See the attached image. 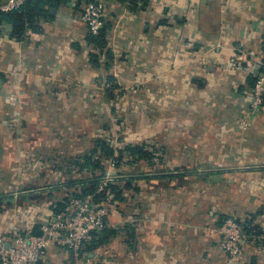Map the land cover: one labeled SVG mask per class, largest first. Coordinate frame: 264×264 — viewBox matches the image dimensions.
<instances>
[{"label": "crops", "instance_id": "1", "mask_svg": "<svg viewBox=\"0 0 264 264\" xmlns=\"http://www.w3.org/2000/svg\"><path fill=\"white\" fill-rule=\"evenodd\" d=\"M83 2L46 5L21 39L0 22V242L56 219L54 203L78 189L69 161L111 127L116 142L159 151L125 172L126 200L106 220L133 222V239L113 235L82 260L54 246L47 264H264V104L249 110L264 0H111L104 50L88 40ZM226 215L254 216L261 231L233 262L216 231Z\"/></svg>", "mask_w": 264, "mask_h": 264}, {"label": "trees", "instance_id": "2", "mask_svg": "<svg viewBox=\"0 0 264 264\" xmlns=\"http://www.w3.org/2000/svg\"><path fill=\"white\" fill-rule=\"evenodd\" d=\"M67 1L68 0H27L22 8L18 10L0 12V22L10 23L13 28L12 36L14 38L21 39L23 38L26 28L36 27L38 21L37 19L48 12V10L45 9L46 5H57L58 3ZM79 1L83 2L84 0ZM120 1L129 2L135 5L142 0ZM111 28V24L105 22L98 34H88L89 42L99 50H104V48L108 45V36ZM91 55L93 60L98 56V54L93 53ZM261 71L263 72L264 69L262 68ZM257 77L258 76H256L252 81L253 87ZM110 80H113L111 76L109 77V81ZM118 88L120 87L117 84H113L112 88L108 87L111 97L115 96L114 94ZM119 93H121V91H119ZM104 130L105 131L101 134V136H98L94 140V147L89 152L80 156L72 157V160L69 161V165L71 167L68 170L72 171L75 169V175H77V177L73 178V180L69 183L78 189L76 191L74 190L69 192L67 196L62 197L61 200L54 203L55 208L53 213L55 216L69 217V215L75 211V209L72 208L73 202L75 200L85 201L88 198L97 204L107 205L109 215V212H111L114 204H120L126 200V190L129 184H131V180L133 178V176H129L130 174L127 176V173H125L127 171H124L122 174L120 170L126 166H151L154 165V163H156L155 161L160 158L158 149L152 144L116 143L112 128L106 127ZM111 165L120 171V176L115 179H108L106 175L107 170ZM227 218H234L242 225L244 234L248 237V241H257L259 239L261 231L255 223L254 216L248 218L247 220H242L241 218H237L233 215L222 216L218 227H220ZM133 226L134 224L131 222L130 224H126L122 229H116L111 228L106 221V225L102 229L92 230L88 237L82 241V246L79 251V259L82 260L83 258H88L90 253L97 251L101 246L110 240V237L118 233L126 234L128 232L127 234H129L130 237L132 236L133 239ZM31 232L34 231L31 230ZM243 245L244 244L241 246V252L243 250ZM65 248L71 251L73 256L77 258L70 248ZM0 264H2L1 253Z\"/></svg>", "mask_w": 264, "mask_h": 264}, {"label": "built area", "instance_id": "3", "mask_svg": "<svg viewBox=\"0 0 264 264\" xmlns=\"http://www.w3.org/2000/svg\"><path fill=\"white\" fill-rule=\"evenodd\" d=\"M27 0H0V12H9L22 8ZM111 0H84L81 7V18L89 33L98 34L105 24V11ZM129 4V2H124ZM250 102V111L260 109L264 104V71L257 75ZM243 121V124H246ZM74 213L69 217L57 216L55 220L41 225V234L29 229L14 228L11 239L0 242L2 264H47L46 258L51 247L70 248L79 258L82 241L95 229L106 225L108 206L93 202L75 200L72 205ZM223 236L222 248L234 261L241 252V246L248 237L242 225L234 218H227L216 229Z\"/></svg>", "mask_w": 264, "mask_h": 264}, {"label": "rangeland", "instance_id": "4", "mask_svg": "<svg viewBox=\"0 0 264 264\" xmlns=\"http://www.w3.org/2000/svg\"><path fill=\"white\" fill-rule=\"evenodd\" d=\"M136 102H130L131 104H133L132 106H134V108H137V110H138V108L139 109H143V101H141V100H139V99H136L135 100ZM118 112L119 113H121L119 110H117L116 112H114V115H116L117 116V114H118ZM121 114H124V113H121ZM135 118L136 119H138L136 116H135ZM136 124H138L139 125V123H137L136 122ZM132 126H134L133 124H132ZM135 127V126H134ZM134 127H132V128H134ZM117 143V142H116ZM124 169H125V171H129L130 170V166H126V167H124ZM108 177V179H114V177H117V176H119L117 173L115 174V173H110V172H108V175H107ZM107 181V180H106Z\"/></svg>", "mask_w": 264, "mask_h": 264}, {"label": "water", "instance_id": "5", "mask_svg": "<svg viewBox=\"0 0 264 264\" xmlns=\"http://www.w3.org/2000/svg\"><path fill=\"white\" fill-rule=\"evenodd\" d=\"M2 83H3V79L0 77V88H1V86H2ZM37 233H38V234H41V230L39 229V230L37 231Z\"/></svg>", "mask_w": 264, "mask_h": 264}]
</instances>
